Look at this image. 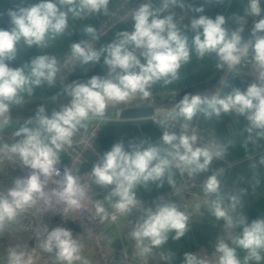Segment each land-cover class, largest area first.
I'll use <instances>...</instances> for the list:
<instances>
[{
  "label": "clouds",
  "instance_id": "obj_1",
  "mask_svg": "<svg viewBox=\"0 0 264 264\" xmlns=\"http://www.w3.org/2000/svg\"><path fill=\"white\" fill-rule=\"evenodd\" d=\"M61 2L73 4L74 0ZM260 3L261 0H249L248 14L258 16L261 13ZM107 4L108 0H80L79 10L106 11ZM166 8L167 3L159 10L153 9L148 3L141 4L132 13V31H121L117 34L118 38H114L99 51L87 46L82 40L71 44L73 57L79 58L84 64L99 63L103 54L108 74L106 77L93 75L86 82L73 81L66 88L67 96L71 97L67 105L61 106L59 111H53L51 117L42 115L35 128L17 129L13 133L19 138L16 143L0 147V151L17 156L23 165L32 170L26 178L15 179L6 194H0V227L6 221H13L19 213L34 206L38 200L45 203L49 201L50 194L45 191L41 177L61 175L57 167L60 163L59 152L64 145L71 143L78 126L90 114L102 116L109 101L124 102L136 93L148 97L150 92L147 89L152 82L176 77L181 62L189 59V49L187 37L178 31L173 17L160 14ZM79 10L69 8L76 15H79ZM195 11L202 12L203 8ZM9 15L13 27L11 30H0V123L4 124L10 119V105L18 103L20 91L27 88L31 92L29 86L38 87L42 81L51 85L57 72L56 58L48 55L33 58L27 75L20 67H9L6 61L15 58L16 43L23 38L29 47L42 46L46 34L51 32L59 35L67 29V14L55 0H40L31 7L21 8ZM225 23V17L219 14L214 19L204 15L192 19L191 28L196 33L193 44L199 56L214 52L222 62L220 67H231L239 63V54L247 51L248 42H242L244 29L229 32ZM84 31L87 34L95 33L91 26ZM258 32H264V19L255 22L252 30L254 60L260 70L258 80L264 81V35H257ZM129 44L133 49L142 50L144 63L129 49ZM113 72L117 73L115 78H109ZM202 104L211 110L205 112V115L235 111L241 115L247 114L252 128L264 129V83L253 82L243 91L233 88L224 97L213 96L210 99L198 94H186L177 102L176 108L179 115L190 121ZM37 111L44 113L45 108L40 106ZM160 139L170 146L164 155L156 146L127 151L122 142H116L93 165L91 175L94 182L101 186H112L107 199L115 197L111 207L116 213H130L140 203L134 192L135 187L141 182L161 179L173 162L176 167L187 170L191 175L207 171L212 159L223 155L222 148L197 146L195 135L163 131ZM204 191L208 194L219 191V180L215 174L206 179ZM51 195L63 201L69 209H79L85 197V189L65 167L61 179L57 180V190H53ZM231 200L235 202L236 197H231ZM94 207L96 215L103 221V204L97 202ZM211 211L217 219H223L227 226H233L222 202L214 201ZM111 219L115 221L116 216L113 215ZM187 221L188 216L178 210L174 203H163L154 209L145 210L143 219L134 226L131 237L136 241L140 254L145 255L152 247L164 244L169 232L175 233L176 240L183 237ZM43 229L46 235L42 237L40 247L45 252L55 250L57 259L65 264H73V261L82 259L81 245L73 239L69 230L62 227L49 230L46 225ZM235 242L248 251L250 258L260 259L258 250L264 249V220L255 219L250 224L245 221L243 231ZM215 252L219 254L217 264H240L235 249L222 240H217ZM22 258L23 253L16 248L8 250L9 264H21ZM184 262L207 264L192 252L184 254Z\"/></svg>",
  "mask_w": 264,
  "mask_h": 264
},
{
  "label": "crops",
  "instance_id": "obj_2",
  "mask_svg": "<svg viewBox=\"0 0 264 264\" xmlns=\"http://www.w3.org/2000/svg\"><path fill=\"white\" fill-rule=\"evenodd\" d=\"M121 0H108L107 9H101L99 12L79 10L80 0H74L73 4L62 3L61 0H55L59 8L67 14V29L63 34L49 32L46 34L42 46L33 45L29 47L23 38L16 43L15 58L6 61L9 67H20L25 74L29 73L30 61L38 55H48L56 58L59 64L67 52L71 51V44L79 41L91 39L94 34L85 33V28L91 26L98 29L101 21L107 12L116 7ZM40 0H31L25 8L39 3ZM167 3V8L160 13L163 16L171 15L173 21L180 15L186 14L187 18L181 22L177 29L187 37V47L189 49V59L181 62L176 77H165L152 82L148 91L149 96L162 95L177 92L184 88L205 82L217 71L220 62L214 52L205 53L199 56L193 44V37L196 34L191 28V21L200 15L214 19L217 14L225 17V28L235 31L238 28L246 29L254 19V16L248 14L249 0H151L148 4L153 9H162ZM203 8L202 12H196L197 8ZM69 8L79 10V15L69 11ZM133 20L130 19L108 32L103 38L98 39L94 49L100 50L114 38H118L121 31H132ZM257 35H264V32H258ZM253 39V38H252ZM247 44L249 52L254 54L252 43ZM130 50L135 51L132 45H128ZM141 63L144 58L139 57ZM93 67L91 68V66ZM138 70V69H134ZM108 68L103 63V54L99 63L84 64L78 59L74 66V73L69 76L62 87L47 81H42L40 86L31 87V92L25 88L17 96L18 103L35 100H57L67 96L66 88L73 81L86 82L91 76L97 75L106 77ZM116 72L111 73L109 78H115ZM247 85L242 84L235 79L229 71H226L220 83L211 91L201 95L202 98H211L213 96L224 97L229 94L233 88L245 90ZM148 96V97H149ZM133 98H146L140 93L131 96ZM173 114L179 121L197 124L203 132L214 137L223 149V155L210 162L207 171L193 173V176H209L215 174L219 180V191L215 194H208L210 197L220 200L227 209L229 216L233 221V226H227L223 219L211 218L207 208L202 206L198 200H191L189 208L192 213V220L187 224V230L183 237L174 239V232L167 234V241L159 247H154L152 259L157 264H185L184 254L186 252L194 253L198 258L207 262V264H217L219 254L215 252L217 240H222L229 247L235 249V254L240 260V264H264V249H259L260 259L250 258L247 250L241 248L235 241L241 235L246 223L250 224L255 219L264 220V129L252 128L247 119V114L241 115L235 111L221 112L219 115H205L210 112L206 104H202L188 121L178 114L176 105L172 107ZM59 111V110H58ZM53 111L44 113L34 112L10 117L8 123H0V132L8 134L16 142L19 138L13 133L21 127L35 128L38 126V120L42 115L51 117ZM152 110L145 108L132 109H108L102 116L92 115L82 122L72 139L77 138L83 128L91 122L100 121L101 130L95 142L97 151L103 154L110 150L116 142H122L125 150H142L149 146H156L161 150V154H166V147L160 139L159 130L151 122ZM60 162L64 158L59 153ZM93 167L92 160L84 165L82 173H91ZM2 168L0 166V194H5L1 177ZM185 172L189 173L187 170ZM177 172L175 167L170 166L164 176L156 181H147L139 183L135 189L137 200H148L164 192H168L176 187ZM171 181V183H170ZM162 185V186H161ZM111 189L108 186H101L94 182V177L90 183V193L95 199L103 204L108 211H114L111 207L115 197L107 199L110 196ZM231 197H236L235 202ZM234 205V206H233ZM136 212L133 217L123 216L116 219L115 226H106L107 234L111 237L112 246L108 248L107 253L114 257V264H123L119 249L117 247L115 235L116 230L125 232L126 227L131 222H138L143 219L145 210ZM13 227V226H11ZM5 226L0 227V264H9L8 250L18 248L27 244L30 248L42 249L40 240L27 241L23 236H6L3 232ZM67 229L72 233L73 239L81 245L80 255L84 264H98L95 251L90 244H86L80 235V231L73 225L67 224ZM131 244L126 248L130 264H139L137 259L136 241L132 239Z\"/></svg>",
  "mask_w": 264,
  "mask_h": 264
},
{
  "label": "built area",
  "instance_id": "obj_3",
  "mask_svg": "<svg viewBox=\"0 0 264 264\" xmlns=\"http://www.w3.org/2000/svg\"><path fill=\"white\" fill-rule=\"evenodd\" d=\"M151 0H121L116 7L109 10L101 21L98 29L91 39L86 40L87 46L94 48L98 39L103 38L116 26L132 19V13L143 3H148ZM88 10L84 12L86 16ZM187 18L186 14L178 16L173 22L176 27ZM98 37V38H97ZM135 54L139 58L141 56V49H135ZM240 61L238 64L227 68V71L245 85L250 83H264L258 80L259 68L254 60V54L249 52H241ZM79 58H74L72 52L69 51L64 56L63 60L57 64V72L54 84L62 87L65 80L74 73V66ZM93 65L91 66V68ZM152 124L159 130L160 137L163 131L174 132L177 135L187 134L195 135L197 137L196 144L199 147H208L215 149L222 148L219 142L209 134H206L197 124H190L179 121L173 114L172 107L159 108L152 110L151 116ZM100 121L91 122L88 126L82 129L77 138L71 140L70 144L64 145L59 152L64 158V162L58 164L60 176L52 178L41 177L45 185V191L50 194V199L47 203L43 200H38L37 203L19 213L13 221H6L4 223V234L6 236H23L27 241H36L42 239L46 232L43 226H47L49 230L56 227L67 229V224L73 225L80 231L82 240L86 244L92 245L98 264H114V257L108 255L107 250L112 246L111 237L107 234L106 226H115L116 220L113 221V215L118 217L130 216L143 208L154 209L157 205L163 203H174L176 208L184 212L188 216L187 224L192 220V213L189 208L191 200H198L202 206L207 208V212L211 218L214 217L211 211V205L214 201H220L210 197L204 193V183L208 176H193L185 172L181 168L175 166L177 172L176 187L168 192H164L158 196L148 200H138L140 203L132 209L130 213L120 214L114 211L105 209V218L101 221L100 217L96 215L94 205L98 202L90 193V183L93 179L91 173H82L81 169L86 165L90 158L93 165L98 163L102 155L97 151L95 142L101 130ZM187 127H184V126ZM162 141V140H161ZM16 143L8 134L0 132V147L4 145H12ZM164 144V143H163ZM165 145V144H164ZM169 150L168 145H165ZM220 157H214L218 160ZM0 166L2 168L1 177L3 182L4 193L13 186V182L17 178H26L32 171L27 166L23 165L19 158L7 151H0ZM65 167L71 174L77 177L80 185L85 189V197L81 200V207L79 209H69L67 205L58 200L57 197L52 196L51 192L57 190V180L61 179ZM110 189L112 186H108ZM222 202V201H220ZM222 206L224 204L222 202ZM137 222H131L126 227L125 232L116 230V243L119 249L123 264H130L126 254V248L132 241L131 232ZM13 226V227H11ZM68 230V229H67ZM147 243V241H145ZM23 253L21 264H65L64 261L58 260L55 250L53 252H45L43 249L30 248L27 244L21 245L18 248ZM152 250L141 255L137 248V259L139 264H157L153 261ZM73 264H84L81 260L73 261Z\"/></svg>",
  "mask_w": 264,
  "mask_h": 264
},
{
  "label": "water",
  "instance_id": "obj_4",
  "mask_svg": "<svg viewBox=\"0 0 264 264\" xmlns=\"http://www.w3.org/2000/svg\"><path fill=\"white\" fill-rule=\"evenodd\" d=\"M31 0H0V30H11L13 25L11 24L10 12L19 11L21 8H25ZM261 13L254 17L251 24L242 32V42H250L253 38L252 30L254 23L260 19H264V0L260 3ZM222 62H220L221 64ZM228 65L218 67L217 71L211 76V78L205 82L184 88L177 92L152 95L146 98H133L129 97L124 102L109 101L105 110L108 109H132V108H145V109H159L170 108L179 102L184 95H203L214 89L222 80L227 71ZM71 100V97H65L57 100H35L22 103H16L10 105L9 114L10 117L23 115L28 113L38 112L37 108L43 106L45 111H58L61 106L67 105Z\"/></svg>",
  "mask_w": 264,
  "mask_h": 264
}]
</instances>
